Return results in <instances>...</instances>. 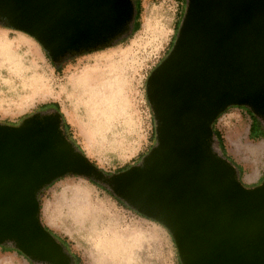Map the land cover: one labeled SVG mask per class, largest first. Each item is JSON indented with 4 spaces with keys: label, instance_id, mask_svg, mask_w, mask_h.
<instances>
[{
    "label": "water",
    "instance_id": "95a60500",
    "mask_svg": "<svg viewBox=\"0 0 264 264\" xmlns=\"http://www.w3.org/2000/svg\"><path fill=\"white\" fill-rule=\"evenodd\" d=\"M135 13L134 0H0V16L54 60L110 42ZM147 96L157 142L140 163L110 175L77 150L57 110L0 122V244L34 262L73 264L41 221L39 194L75 174L165 225L182 264H264V181L246 187L213 147V124L228 107L264 117V0H187Z\"/></svg>",
    "mask_w": 264,
    "mask_h": 264
},
{
    "label": "rangeland",
    "instance_id": "374dc122",
    "mask_svg": "<svg viewBox=\"0 0 264 264\" xmlns=\"http://www.w3.org/2000/svg\"><path fill=\"white\" fill-rule=\"evenodd\" d=\"M139 7L140 28L131 37L120 40L131 32L129 24L106 44L70 50L66 55L80 54L60 72L36 37L0 26V39L12 41L24 66L12 71L0 53V122L19 124L33 113L56 110L42 105L58 102L72 139L105 172L140 163L157 142L147 80L172 49L187 0H139ZM56 59L61 64L63 56ZM34 77L42 78L41 90L32 85ZM258 117L247 105H232L215 124L225 154L240 167L237 175L246 187L264 181V117ZM213 147L222 155L216 140ZM40 198L43 225L80 257L81 264L182 263L165 225L122 205L91 178L64 175ZM0 264L49 263L31 262L12 243H4Z\"/></svg>",
    "mask_w": 264,
    "mask_h": 264
},
{
    "label": "trees",
    "instance_id": "16d2710c",
    "mask_svg": "<svg viewBox=\"0 0 264 264\" xmlns=\"http://www.w3.org/2000/svg\"><path fill=\"white\" fill-rule=\"evenodd\" d=\"M134 3H135V7H136V13H135V19H134V21H133V23H132V28H131V32L130 33H128V34H124V35H122L121 37H120V40L121 41H123V40H125V39H127V38H129V37H131L136 31H138V29L140 28V14H141V10H140V7H139V0H134ZM184 14H185V10L183 11V13H182V19H181V21L183 20V18H184ZM4 20V21H3ZM181 21L179 22V25L177 26V32H176V35H175V38H174V41L172 42V44H171V47H173V45H174V43H175V40H176V37H177V34H178V31H179V28H180V25H181ZM0 26H2V27H9V28H13V26L12 25H10L8 22H7V19L6 18H4V17H0ZM70 51V50H69ZM68 51V52H69ZM170 52V51H169ZM80 53H76V54H71V53H68L67 55L65 54V55H63V60H62V63L61 64H59L58 63V61H57V59H51V61H52V63L54 64V66H55V68H56V70L57 71H61L64 67H66L70 62H71V59H73V58H75L77 55H79ZM51 58V57H50ZM42 106H47V107H54L57 111H59V112H61V109H60V104L58 103V102H50V103H45V104H43ZM231 107V106H230ZM249 107V106H248ZM229 108V107H228ZM227 108V109H228ZM227 109L224 111V112H226L227 111ZM249 110H251V112H253V114L254 115H256L257 117L259 116V115H257L252 109H251V107H249ZM224 112H222L221 114H220V116L215 120V122H214V124H213V129H214V135H215V140L217 141V143H218V145H219V147L221 148V150H222V156L223 157H225L226 159H228V160H230V158L225 154V147H224V145H223V140H222V136H221V133L216 129V127H215V124H216V122H217V120L222 116V114L224 113ZM62 113V112H61ZM251 116H253V115H251ZM62 117H63V129H64V131L66 132V134H67V136L69 137V139L72 141V143L76 146V148H77V150H79V151H82L81 150V147H80V145H78V143L74 140V139H72V136L70 135V133H69V129H70V124L67 122V120L65 119V116H64V114L62 113ZM259 118V117H258ZM259 121V120H258ZM254 122V121H253ZM252 122V125L250 126V132L252 131V128H253V123ZM260 123V125H262L261 124V122H259ZM155 124H156V122H155ZM154 133H155V136H156V140H157V134H156V127H155V129H154ZM143 157H144V155H143ZM230 161H232V160H230ZM94 164H96L94 161H92ZM233 162V161H232ZM233 164H234V166L238 169V170H240V167L238 166V165H236L234 162H233ZM130 166H125L124 168H121V169H119L118 171H116V172H120V171H122V170H125V169H127V168H129ZM107 175H110L111 173H107V172H105ZM114 174V173H113ZM97 184H99V185H101L102 187H104L105 189H107L108 190V192H109V194H111L112 196H114L122 205H125V206H127V207H129V208H131V209H134L133 207H131L126 201H124L122 198H120L118 195H116L112 190H111V188L108 186V185H106L105 183H100V182H97V181H95ZM48 186V185H47ZM46 186V187H47ZM45 187V188H46ZM44 188V189H45ZM44 189L40 192V194H39V198L41 197V195H42V193H43V191H44ZM41 199V198H40ZM135 211H137L136 209H134ZM138 212V211H137ZM139 213V212H138ZM45 226V225H44ZM46 227V226H45ZM47 228V227H46ZM48 229V228H47ZM49 230V229H48ZM55 235V234H54ZM56 236V235H55ZM57 237V239L65 246V248L67 249V245H66V243L61 239V238H59L58 236H56ZM70 253V255H71V257H72V259H73V264H81V259H80V257L79 256H77L76 254H72L71 252H69ZM27 258V257H26ZM182 264V263H181Z\"/></svg>",
    "mask_w": 264,
    "mask_h": 264
},
{
    "label": "bare ground",
    "instance_id": "6f19581e",
    "mask_svg": "<svg viewBox=\"0 0 264 264\" xmlns=\"http://www.w3.org/2000/svg\"><path fill=\"white\" fill-rule=\"evenodd\" d=\"M0 53L3 54V59L10 63V69L12 71L20 72L24 69L20 57L15 55L14 50L12 49V41L8 39H0ZM41 79L42 78L40 77H34L32 85L40 88L38 84L41 82ZM78 193L80 194L81 192Z\"/></svg>",
    "mask_w": 264,
    "mask_h": 264
},
{
    "label": "crops",
    "instance_id": "0c3cea01",
    "mask_svg": "<svg viewBox=\"0 0 264 264\" xmlns=\"http://www.w3.org/2000/svg\"><path fill=\"white\" fill-rule=\"evenodd\" d=\"M36 89H38V88H36ZM40 90H41V88H40ZM39 92H40V91H39ZM39 92H36L35 95L38 94ZM39 94H42V91H41ZM33 95H34V94H33ZM42 95H43V94H42Z\"/></svg>",
    "mask_w": 264,
    "mask_h": 264
},
{
    "label": "flooded vegetation",
    "instance_id": "af4514ba",
    "mask_svg": "<svg viewBox=\"0 0 264 264\" xmlns=\"http://www.w3.org/2000/svg\"><path fill=\"white\" fill-rule=\"evenodd\" d=\"M1 17V16H0ZM61 57V56H60ZM29 259V258H28ZM30 260V259H29ZM31 262H34V261H32V260H30Z\"/></svg>",
    "mask_w": 264,
    "mask_h": 264
}]
</instances>
